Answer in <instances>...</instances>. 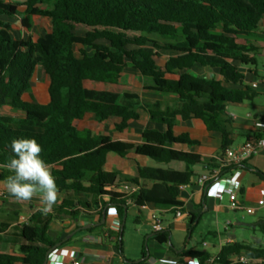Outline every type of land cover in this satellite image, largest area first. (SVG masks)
Masks as SVG:
<instances>
[{
  "label": "trees",
  "instance_id": "obj_1",
  "mask_svg": "<svg viewBox=\"0 0 264 264\" xmlns=\"http://www.w3.org/2000/svg\"><path fill=\"white\" fill-rule=\"evenodd\" d=\"M39 18H48L51 29L36 37L31 32ZM12 20L20 21L26 39L15 36ZM258 59H264V0H0V164L13 157L12 139L34 138L64 194L52 213L39 211L15 227L24 242L18 254L0 253V264H44L59 242L50 224L62 215L75 220L82 212L115 209L122 221V254L130 202L139 208L183 209L180 187L191 184L194 167L208 164L198 154L174 149L199 145L187 134L175 135L177 119L202 120L210 132L222 134V153L230 149L235 126L227 108L255 95L239 65L257 67ZM129 67L152 81L149 89L177 95L179 107L161 110L158 103L142 101L136 89L120 82ZM198 68L217 71L221 79L196 75ZM39 69L48 85L46 104L37 102L32 86ZM5 108L11 114H3ZM139 109L165 127L144 130L139 144L78 124L88 114L98 123L118 118L115 128L122 132L140 118ZM110 153H134L162 165L184 163L187 169L138 165V177L126 179L138 189L124 194L115 185L120 173L106 169ZM10 174L0 168V181ZM154 236L160 244L169 242L167 230ZM144 250L142 261L128 262L144 264ZM243 251L264 255L262 248L235 243L222 249L219 264H232ZM181 256L201 264L210 259L193 249Z\"/></svg>",
  "mask_w": 264,
  "mask_h": 264
},
{
  "label": "crops",
  "instance_id": "obj_2",
  "mask_svg": "<svg viewBox=\"0 0 264 264\" xmlns=\"http://www.w3.org/2000/svg\"><path fill=\"white\" fill-rule=\"evenodd\" d=\"M11 23L14 34L19 33L20 38L26 39L28 33L21 27L20 21L12 20ZM239 68L245 75V85L251 87L255 95L251 100L243 104L230 105L227 108V112L232 116L235 126L234 142L231 149L240 148L247 140L255 136L254 124L264 114V76L259 75L257 67L249 68L239 65ZM199 70H201V74L199 72L197 74ZM206 70L212 71L209 68H198L194 73L201 77L209 78L202 73L206 72ZM36 75L38 78V72ZM44 76L43 72V78ZM217 79H221V77ZM122 80L127 81L124 83L125 86L136 89L135 92L142 101L149 104L158 103L161 110L176 109L180 105L177 95L149 89L152 86V81L139 75L132 68H127L123 72L120 82ZM256 83L258 86L254 88L253 85ZM32 86L34 88L33 81ZM24 99L30 101L27 97ZM233 107L235 112L232 111ZM5 109L9 110L8 108ZM138 113L140 118L136 121H131L128 128L122 132L115 128V124L121 121L118 118H111L106 122L98 123L95 120V115L88 114L78 124L81 129H90L95 134L108 135L113 140L137 144L143 142L142 134L144 130H164V125L150 120V115L147 111L139 109ZM88 116L90 117V123L86 124L84 121ZM174 133L176 136L187 134L192 140L199 142V145L194 147L175 145L174 149L198 154L203 163L208 164V166L200 165L194 167L196 175L192 178L191 184L181 191L179 201L183 204L182 212L184 215L177 218V211L174 212L172 209H158L153 204L139 208L132 202L128 205L126 215V218L133 217L136 220L144 217L146 222L150 223L149 216L154 212L159 213L163 218L165 230L169 231V242L165 244L158 243L152 226H150L151 228H146L139 223L136 229V233L140 237L138 255L136 257L129 255L130 248L127 243L121 254L118 247V234L121 230L122 221L115 209L107 211L105 222H103V213L99 214L97 212H82L75 220L69 216L62 215L54 219L50 224V234L55 239H58L59 242L50 254L48 264H75V262L79 264H131L128 261L133 262L143 259L145 246L147 250L144 251L147 254V258L144 264H201L198 260H191L181 256L183 251L191 249L210 255V259L205 264H219L217 258H219L222 249L227 245L239 243L251 248L264 249V240L255 234H250L258 230L264 232V213H259L264 207L259 208L254 214L257 218L253 222H246L244 218L241 219L242 221L237 218L235 224L230 221H224L222 219L223 214L232 210L228 196L226 195L224 200H219L216 195L209 192L208 186L210 184L203 186L197 181L200 176L211 174L224 157L225 153H222L221 149L223 143L222 134L210 132L202 120L194 118L189 120L178 118ZM138 165L152 168L169 167L178 171L187 169L184 163L174 162L169 165H162L148 157L137 156L134 153L127 157L110 153L106 169L120 173L115 184L118 188L124 183H130L126 181L127 178L138 177ZM257 171L264 174V150L254 154L243 164L235 166L230 172L223 175L220 174L215 181L230 179L237 172H240L241 175L238 178V199L245 206H257L258 201L264 198V179L257 174ZM0 192L3 193L0 196V253L18 254L24 241L15 227L18 224L28 223L29 219L39 212L40 201L35 197L32 201H17L7 192L3 181H0ZM59 194L60 201L54 206L53 211L63 202L64 194L60 192ZM209 213L215 214L217 231L210 230L209 233L214 237V241L203 242L202 248H199L192 243L191 238L194 229L203 220L204 215L202 217L201 215ZM193 218H197V220L192 224ZM87 226L90 227L87 228ZM72 234L74 235L70 237ZM58 251L62 252L56 258Z\"/></svg>",
  "mask_w": 264,
  "mask_h": 264
},
{
  "label": "clouds",
  "instance_id": "obj_3",
  "mask_svg": "<svg viewBox=\"0 0 264 264\" xmlns=\"http://www.w3.org/2000/svg\"><path fill=\"white\" fill-rule=\"evenodd\" d=\"M10 148L13 157L0 164L11 173L3 181L4 187L17 201L38 198V210L48 215L59 203L60 194L50 166L41 158L42 146L34 138H14ZM250 258L251 253L241 256V264H250Z\"/></svg>",
  "mask_w": 264,
  "mask_h": 264
},
{
  "label": "built area",
  "instance_id": "obj_4",
  "mask_svg": "<svg viewBox=\"0 0 264 264\" xmlns=\"http://www.w3.org/2000/svg\"><path fill=\"white\" fill-rule=\"evenodd\" d=\"M255 85V86H254ZM254 88H257L258 84H254ZM255 128V136L245 142L238 149H228L224 153V157L220 161L219 167H217L211 174H204L198 178V183L208 186V190L210 193L216 195L219 200H224L227 195L230 201V208L232 210H244L250 215H254L257 210L261 207H264V198L260 199L257 203V206H245L238 199V178L241 175L240 172H237L236 175L232 176L230 179H215L222 173V170L225 168H231L237 165L243 164L249 158H251L254 154L258 153L261 150H264V114L256 120L254 124ZM215 181V182H214ZM188 186H181L180 189L183 191ZM118 191L124 194H133L137 191L138 186L132 183H124L120 185ZM2 192H0V196H2ZM184 214L182 209L179 208L176 213V217L180 218ZM149 221L151 223L152 229L155 233L165 230L164 221L162 216L154 212L149 216ZM62 251H58L56 253V258L61 254ZM247 251H243L242 253L236 255L234 259H232V264H241L240 257L243 255H247ZM219 260V258H217ZM215 262V260H213ZM75 264H79L75 262ZM250 264H264V255L262 256H254L251 253Z\"/></svg>",
  "mask_w": 264,
  "mask_h": 264
},
{
  "label": "rangeland",
  "instance_id": "obj_5",
  "mask_svg": "<svg viewBox=\"0 0 264 264\" xmlns=\"http://www.w3.org/2000/svg\"><path fill=\"white\" fill-rule=\"evenodd\" d=\"M51 28V23L48 18H39L36 21V24L33 28L32 35L39 37L43 36L47 30ZM15 36L17 38H20L21 36L19 33H15ZM165 62L164 59L160 60L159 63L163 64ZM129 67L128 69H130ZM258 73L261 76H264V60L263 59H258ZM201 74V70L197 71V74ZM211 72V73H210ZM204 73L205 76L209 78H220L219 74L217 71H208L202 72ZM38 78L37 75L33 78V83H34V93L36 94V100L40 104H46L49 101V93H48V85L45 83L44 78H43V70L39 69L38 70ZM127 82L125 80H122L121 84L124 85V83ZM27 99L30 100L29 97ZM122 101V98H121ZM232 111L235 112V108L233 107ZM3 114H11L9 110L3 109L2 110ZM89 116L86 118L84 123L89 124ZM259 213H264V209H261ZM204 215V216H203ZM203 216V220H201L199 226H197L194 229L191 241L194 245H196L199 248H202L203 242H212L214 241V237L209 233L210 230L212 231H217V226L215 224L216 217L214 213H209V214H202L201 217ZM245 219L246 222H253L256 220V216L248 214L246 211H229L225 214H223L222 219L224 221H230L235 224L236 219ZM242 221V220H241ZM125 231L123 235V250L126 248V243L127 246H129L130 251L129 255H134L136 257L138 255L139 251V243H140V237L136 233V229L141 223L143 227L149 228L151 225L150 223L146 222L144 217H140L139 219H134L133 217H128L126 218L125 221ZM151 228V227H150ZM251 235H256L257 237L261 238L264 240V232L258 230L257 232H251ZM133 257V256H132Z\"/></svg>",
  "mask_w": 264,
  "mask_h": 264
},
{
  "label": "water",
  "instance_id": "obj_6",
  "mask_svg": "<svg viewBox=\"0 0 264 264\" xmlns=\"http://www.w3.org/2000/svg\"><path fill=\"white\" fill-rule=\"evenodd\" d=\"M107 209H108V208H105L104 211H103V218H104L103 222H105V220H106ZM125 221H126V218H125ZM89 227H90V226H87V228H89ZM73 235H74V234H72L70 237H72ZM53 249H54V248H53ZM53 249L50 250V251L48 252L47 257H46V261H45L44 264H48L49 256H50V254L52 253ZM140 261H142V260H140ZM140 261H137V263H139Z\"/></svg>",
  "mask_w": 264,
  "mask_h": 264
}]
</instances>
